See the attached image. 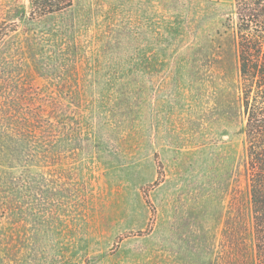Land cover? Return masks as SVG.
Wrapping results in <instances>:
<instances>
[{"label": "rangeland", "instance_id": "obj_1", "mask_svg": "<svg viewBox=\"0 0 264 264\" xmlns=\"http://www.w3.org/2000/svg\"><path fill=\"white\" fill-rule=\"evenodd\" d=\"M30 10L0 0V264H251L233 0Z\"/></svg>", "mask_w": 264, "mask_h": 264}, {"label": "trees", "instance_id": "obj_2", "mask_svg": "<svg viewBox=\"0 0 264 264\" xmlns=\"http://www.w3.org/2000/svg\"><path fill=\"white\" fill-rule=\"evenodd\" d=\"M72 3L73 0H31L30 14L36 17L53 14ZM231 15L245 116L251 264H264V0H233ZM240 230L236 232L237 244L244 245Z\"/></svg>", "mask_w": 264, "mask_h": 264}]
</instances>
